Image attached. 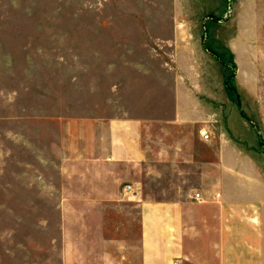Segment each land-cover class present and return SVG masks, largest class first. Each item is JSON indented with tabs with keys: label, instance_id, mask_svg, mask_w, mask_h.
<instances>
[{
	"label": "rangeland",
	"instance_id": "rangeland-1",
	"mask_svg": "<svg viewBox=\"0 0 264 264\" xmlns=\"http://www.w3.org/2000/svg\"><path fill=\"white\" fill-rule=\"evenodd\" d=\"M112 62L137 112L169 115L175 83L198 101L193 123L178 130L198 137L200 162L223 146L264 175V0H0V264L58 262L57 194L33 202L6 194L16 180L59 179L50 148L57 117L83 114L96 89L83 68ZM165 127L153 123L154 138ZM184 143L182 191L192 183L193 144Z\"/></svg>",
	"mask_w": 264,
	"mask_h": 264
},
{
	"label": "crops",
	"instance_id": "crops-1",
	"mask_svg": "<svg viewBox=\"0 0 264 264\" xmlns=\"http://www.w3.org/2000/svg\"><path fill=\"white\" fill-rule=\"evenodd\" d=\"M115 64L83 68L95 75V98H83V114L57 117L50 148L59 179L16 180L5 192L32 202L57 194L58 236L50 239L58 240L61 254L46 263L264 264V175L257 178L246 164L232 162L223 146L200 162L198 137L178 130L193 123L198 101L185 98L184 86L175 83L169 115L137 112L130 84L120 93ZM153 123L166 126L161 136L154 138ZM185 139L193 144L187 153L192 183L182 191ZM161 161L163 168L153 166ZM125 184L135 187L136 198L123 193Z\"/></svg>",
	"mask_w": 264,
	"mask_h": 264
},
{
	"label": "built area",
	"instance_id": "built-area-1",
	"mask_svg": "<svg viewBox=\"0 0 264 264\" xmlns=\"http://www.w3.org/2000/svg\"><path fill=\"white\" fill-rule=\"evenodd\" d=\"M199 134H200V136H201V138H202L203 140H208V139H209V134H208V132H207L205 129H201V130L199 131ZM122 191H123V193H124L126 196H128V197H130V198H136V197L138 196V192H137V190L135 189V187H133L132 184H125V185L123 186V188H122ZM194 198H195L196 200L200 199V198H201L200 193H199V192H195V193H194ZM174 264H177V262H175Z\"/></svg>",
	"mask_w": 264,
	"mask_h": 264
}]
</instances>
